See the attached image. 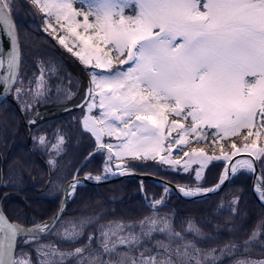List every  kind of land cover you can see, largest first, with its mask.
I'll return each mask as SVG.
<instances>
[{
    "label": "snow or ice",
    "instance_id": "snow-or-ice-1",
    "mask_svg": "<svg viewBox=\"0 0 264 264\" xmlns=\"http://www.w3.org/2000/svg\"><path fill=\"white\" fill-rule=\"evenodd\" d=\"M29 2L45 13L44 31L88 69L87 108L91 111L96 107L99 112L81 120L83 131L95 141V152L89 153L86 160L97 153L106 154L107 159L101 174L86 173L84 180L99 183L109 176L135 174L132 162L152 160L170 168L182 164L184 172L197 165L194 173L199 181L210 161L230 162L240 152L251 154L252 158L238 159L230 167L226 163L214 187L176 186L183 196L197 197L219 191L238 172L254 174L257 164L264 168V147L258 148L256 139L240 148L232 143L230 154L224 153L221 145L219 156L208 155L202 148L184 151L189 137L199 142L207 129L214 130L213 144L237 136L241 129L247 130L244 141L253 135L260 137L261 132L254 134L253 129L264 128V0H76L84 6L80 9L73 6L74 0ZM13 6L14 0H0V26L11 42L6 51L0 40V84L5 93H12L13 86L19 85L15 87V98L21 102V111L30 113L35 101L42 100L48 91L44 62H40V76L25 83L21 72L22 39L12 16ZM50 18H54L55 25ZM59 30L65 35L57 36ZM69 36L73 46H69ZM74 47L78 50L74 51ZM73 95L67 93V99ZM23 97H31L33 102ZM40 115L36 112L28 123L37 124ZM170 115L177 119L170 121ZM173 132L178 135L173 136ZM105 136L114 137L118 143L111 139L104 142ZM54 138L56 143L51 148L59 155L65 137L57 130ZM34 139L41 147H48L46 135ZM173 145L188 159H173ZM162 152L169 154L161 155ZM126 158L127 164L123 163ZM115 160L121 163L113 164ZM48 163L56 167L54 159ZM78 174L79 169L64 189L65 200L61 201L59 213L49 221H33L32 227L10 222L0 204V264H33L29 253L21 251L17 257L18 238L23 245H37L33 249L36 264H218L241 247L231 242L219 253L216 248L203 249L196 239L188 238L187 234L200 240L206 236L194 222L188 221L185 233H181L168 216L155 213L138 222L100 224L98 235L89 232L87 243L71 250L55 243L39 244L42 234H51L62 217L66 200L83 182ZM3 186L17 185L6 182ZM255 191L264 201V183L257 184ZM170 193L171 188L165 184L161 198L151 200L149 206L155 210L165 205ZM238 200L232 201L233 213ZM98 219L69 222L70 226L58 229L56 235L64 242H77L84 236V229L94 227ZM156 233L164 234L167 241L155 240L148 247ZM262 234L264 221L243 241L246 253L253 245L264 247ZM236 264H264V259L249 256Z\"/></svg>",
    "mask_w": 264,
    "mask_h": 264
},
{
    "label": "trees",
    "instance_id": "trees-1",
    "mask_svg": "<svg viewBox=\"0 0 264 264\" xmlns=\"http://www.w3.org/2000/svg\"><path fill=\"white\" fill-rule=\"evenodd\" d=\"M27 2L30 4L29 0H27ZM14 3H20L24 6L25 1L14 0ZM33 8L39 15L38 21L35 17H30V13L26 8L16 9L13 7L12 11L17 24L18 32L22 39L23 57V50L25 49L26 44L31 50H51L54 57H56L53 58L52 62L56 63L57 60L58 63H64L72 67L68 63L67 59H65V56H69L74 59L76 63L82 65L72 53L67 51V49L56 45V41L53 36L44 31L45 25L43 23V17H45V13H41L35 7ZM45 38L49 41L46 42ZM64 54L65 56H63ZM23 64L24 63H22V66ZM57 67L60 66L57 65ZM50 71L51 73L49 76H53L52 74L54 73V69ZM46 72L49 73L48 69ZM61 90L62 89L58 92L54 89L52 96L57 99V101H61L60 105L63 104V95L65 94V92L63 94ZM13 97H15L14 91ZM14 99L16 103L11 100H6L0 104V129H3L4 131V133L0 135V198L6 191H11L2 202L3 209L12 220L24 225H32L33 221L43 222L57 211L62 196V186L64 187L65 183L69 180V176L66 175L60 182H57V187L60 188L57 191V194L47 195L45 193L48 189L52 188V183L55 180L54 177L60 174V169L62 167L60 166V163L56 161L55 168L50 166L51 178L49 185H47L44 189H40L46 184L48 178V168L45 161H49L50 158H52V152L50 148L46 151V148L48 149V147H41L38 141L35 142L36 140L34 137L43 133L53 139V135L57 133V130L60 132L63 129H66V134L72 141V144L68 149V162H76L77 160V163H74L75 166L72 167L71 171H73V169L75 170L81 161L86 157L88 152L92 151L95 147V141L90 134L83 131L82 126L80 127V115L70 117L69 112L64 114L66 117L65 119L59 120V117H61L60 115H54V118L51 117L47 126L40 129L37 134L34 133L36 128H33L31 137L35 148L30 146L29 141L31 138L29 139L28 130L26 129V126H24V118L20 110V102L17 101L16 98ZM48 99L49 96L39 100L40 102L38 104L43 105L49 101L52 102V100L48 101ZM24 116H27L26 113ZM75 117H77L78 120L75 119ZM62 120H65L66 122ZM213 131V129H207L205 131L204 138L199 140V142H197V140L192 141V139H190L189 144L184 146V151H188L190 149V144H193L197 147H202L204 151L206 150L214 154L221 151L222 145V150H226L231 153L233 151L231 148L232 143H235L236 145L241 143L242 145L244 143L250 144V141L253 139H256L257 146L260 148L264 147V128L253 129L254 134L256 131L261 132L259 138H256L255 135H253L252 137H249L247 141H244L243 137L247 134V130L244 129V131L237 136L230 138L226 137L224 140H217L215 144H213V137L211 134ZM78 136H82L83 139ZM66 151H64L62 155H58L59 158H61V162H64L63 159L66 155ZM171 155L173 158H177V156L182 157L183 152L178 153L177 148H175L173 149ZM102 161L103 158L100 153H97L81 167V170H87L94 174H98L102 168ZM152 163L153 161L144 162V164L133 163V169H137L140 172H151L156 175L166 177L168 180L179 184H190V181H194L196 179L194 178V170H190L185 173L183 170L180 171L177 168L170 169L167 166L166 170L161 168L156 169L152 166ZM157 164L159 165V163ZM224 164L225 161L222 159L218 161H210L209 165L204 170V176L200 179V182L203 184L216 183V181L220 178ZM13 168H16L20 172L19 175L17 174L18 181L14 182L7 178ZM259 168L264 183V168H261L260 165ZM252 177V174H247L243 171L238 172L235 176H232L228 180L220 191L199 200L183 198L175 191L171 190V193L165 198V205L158 207L160 209L157 208V210L162 209V212L166 213V215L171 219L175 230L181 233H185L188 221L194 222L207 237L208 234H210L211 238H209V241L212 242L209 243V245L214 244V242L220 245L227 242H235L236 244L241 245L237 252L231 256H226L222 261H219L218 264L232 263L233 259L244 255L264 257V247L253 245L250 248V252L246 253L242 246L243 241L247 240L257 226L264 221V204L259 202L253 193ZM189 178H194V180ZM6 182L8 184L15 183L17 186H3ZM151 190H154V195L161 197L163 193V186L150 180H144L143 190H141V183L139 180L125 178L99 185L93 183L80 185L77 187L75 195L71 198V203L62 215L61 219L68 214H80L83 216V214L85 212H89L90 209L91 213H89V215L92 218H99L98 221L95 222V226L99 221H105L108 223L109 221H112L111 219H115V217L120 218L125 222H138L145 217L153 216V213L156 212V210H153L149 206V203H147V201L150 200ZM233 197L239 198L238 203L234 205L236 208L235 213L231 211V205L234 199ZM221 199L225 206L221 207V204H218ZM95 209H97L100 213H95L97 212ZM89 215H86L85 217L89 218ZM184 217L188 218L187 222L183 221ZM59 221H57L55 227L51 230V234L46 233L42 235V238L38 242L39 244L53 239L50 235L56 233V227ZM204 224H206V226H204ZM95 226L85 228V233L89 230L97 233V229H94ZM136 231L139 232L138 227ZM86 235L87 234H85V237L87 238ZM187 235L189 239H196L200 243L202 242L199 238H195L191 234ZM164 238L167 240V237L164 234L156 233L154 234L153 241L149 242L147 246L152 247L155 240ZM260 238L264 239V234H262ZM19 240L16 251L18 252L23 249L26 253L31 255L33 264H36L35 261L37 260V255L33 249L37 245H23L19 243ZM82 242H84V240H79L77 241V244ZM68 244L69 243L67 242L61 243L63 248L69 249L71 246L68 247ZM95 246L96 241L93 240V247Z\"/></svg>",
    "mask_w": 264,
    "mask_h": 264
},
{
    "label": "rangeland",
    "instance_id": "rangeland-1",
    "mask_svg": "<svg viewBox=\"0 0 264 264\" xmlns=\"http://www.w3.org/2000/svg\"><path fill=\"white\" fill-rule=\"evenodd\" d=\"M23 1H25V4H24V6H23V4H20V3H17V4H15L14 3V6L13 7H15L16 9H22V8H26V9H28V12L30 13V17H32V18H34L35 17V19H37V21H38V17H39V15L37 14V12L35 11V9L32 7V6H30V4L27 2V0H23ZM73 6L76 8V9H80V8H82V7H84L83 5H81L80 3H78V2H76V0H74V3H73ZM126 14H130V13H126ZM43 18H45V17H43ZM41 19V18H40ZM78 19H80V20H82L83 19V17L82 16H80V17H78ZM90 20L92 19V17H90L89 18ZM50 22L51 23H53L54 25H55V21H54V18H50ZM58 27V26H57ZM78 31H82V29H78ZM60 35H65V32L63 31V30H59L58 32H57V36H60ZM45 41L47 42V41H49V40H47V38H45ZM55 43H56V45H59V46H62V45H60L59 43H58V41L55 39ZM68 42H69V46H73V38L72 37H68ZM25 44V43H24ZM75 50H78V47H74V51ZM37 52V53H36ZM23 53H24V57H23V59H24V61H23V66H22V75H23V78H24V80H25V83H27V81L28 80H35V78L36 77H39L40 76V67H41V64H40V62L41 61H43L44 63H43V67H44V69H45V76H44V79H45V81H46V85H45V87L48 89V91L45 93V96L43 97V98H47L48 96H49V99H48V101L49 100H52V102H53V100H55V98H53L52 96H53V90L54 89H56V91H58V90H60V89H62L61 90V92L64 94V92H65V94L63 95V105L61 104V106H62V108H65L66 107V110L65 111H63V109L61 108L60 110H58V108H57V106L58 105H60V103L59 104H53V103H50L51 104V106H49V108H47L48 106H45V107H43V108H38V107H36L37 106V104L40 102L39 100H37V101H35V108L32 110V112H30L31 113V115L36 111V110H38V112L39 113H41V116H40V122L41 123H39L36 127H34V128H36V130H34V133H36L37 134V132L40 130V129H42V128H44L45 126H47V124L49 123V119L51 118V117H53L54 118V115H60L61 117H59V120H61V119H65L66 117L64 116V114H66V113H69V116L71 117V116H78V115H80V117H81V120H82V118L84 117V116H89V117H91V116H96V115H98V113H97V111H96V107H93L92 109H91V111H89L88 110V108H87V103H88V101L86 100L84 103H83V105H81L80 107H74V108H71V107H69V105H72V104H78L79 102H80V100H82V98L84 97V92L83 91H85V88H86V79H87V77L89 76V74H88V69L87 68H85V66L84 65H79L78 63H76L75 62V60L74 59H72V58H70L69 56H65V54L63 55V56H65V59H67V61H68V63L72 66V67H70V66H68L67 64H64V63H58V61L56 60V63L55 62H52V60H53V58H56V57H54V54H53V52L51 51V50H49V49H47V50H45V49H41V50H31L30 49V47L29 46H27L26 44H25V49L23 50ZM112 55L113 56H115V52L113 51V53H112ZM52 58V59H51ZM55 60V59H54ZM57 65L58 66H60V67H57ZM90 67V66H89ZM48 69V71H49V73L48 72H46V70ZM52 69H54V73L52 74L53 76H49L50 75V73H51V71L50 70H52ZM24 74H26V75H24ZM70 74V75H69ZM19 85H16V87H18ZM32 87L33 88H35V83H33V85H32ZM15 91V90H14ZM59 92V91H58ZM67 93H73L74 95L72 96V98L69 100V99H67ZM50 97H52V98H50ZM23 100H25V101H27V102H29V103H32L33 101H32V98L31 97H23L22 98ZM48 103V102H47ZM58 103V102H57ZM20 104V108H21V102L19 103ZM49 105V104H48ZM69 107V108H68ZM71 109H73V110H71ZM21 110V109H20ZM46 110H49V111H46ZM95 111H96V113H95ZM22 112V111H21ZM59 112V113H58ZM26 113V115L27 116H25L26 118H28V115L30 114V113H27V112H24V114ZM30 115V116H31ZM63 116V117H62ZM75 119H77V117H75ZM172 119H177V117H175V116H172V115H170L169 116V120L171 121ZM78 120V119H77ZM80 119H79V122L81 121ZM62 121H65V120H62ZM66 122V121H65ZM183 123H185V125H187L188 123H190V121H182ZM24 125H25V123H24ZM79 125V124H78ZM82 126V124H81V122H80V127ZM166 131H167V129H166ZM244 131V129H241V132H243ZM66 129H63L62 131H60L59 132V134L60 135H63L64 137H65V143L62 145V148H63V151H61L60 152V154L59 155H62L63 153H64V151H66V155H65V157H64V159H63V161L64 162H61V158H59V156L57 155V153H56V151H54V150H52V148H51V145L52 144H55L56 143V140L53 138H50L49 136H47V138H48V149L46 148V151L47 150H49V148H50V150H51V156H52V158H50V159H54L55 161H57V162H59L60 163V166L62 167L61 169H60V174L58 175V176H55L54 177V181H53V186H52V188L51 189H48V191L47 192H45L47 195H53V194H57V191L60 189V188H58L57 186V182H60L63 178H64V176H66V175H68L69 177V179L73 176V174H74V171L76 170H74L73 169V171H71L72 170V167L73 166H75L74 165V163L76 164L77 163V160H76V162L75 161H72V162H68L69 161V148H70V146H71V144H72V141H71V139H69V137L67 136V134H66ZM240 132V133H241ZM4 133V131H3V129H0V135H2ZM239 133V134H240ZM57 134V133H56ZM55 134V135H56ZM40 135H45V134H43V133H40ZM55 135H53V137H55ZM176 135H178V132H173V136H176ZM77 136V135H76ZM91 136V135H90ZM78 137H80V138H82L83 139V137L82 136H78ZM109 139H111V141L115 144V143H118V141H116L115 140V138L113 137V138H107L106 140H107V142H109ZM190 139H192V141L193 140H196V139H194L193 137H189V140ZM35 142H37V141H35ZM50 142V143H49ZM252 143V141H250V144ZM166 144H167V142H166ZM187 146V145H186ZM193 147H195V148H200V147H197V146H195V145H193V144H190V149L188 150V152H190L191 151V148H193ZM240 147H242V143L241 144H239V145H237V148H240ZM258 148H260L259 146H257ZM175 148H177V146L176 145H173L172 146V152H173V149H175ZM202 148V147H201ZM203 149V148H202ZM212 149H214V148H212ZM224 153H226V154H230V152L229 151H226V150H222ZM171 152V153H172ZM89 153V152H88ZM205 153H207L208 155H215V156H219V155H221V151L220 152H218V153H212V152H208V151H206L205 150ZM169 153H167V152H162L161 153V155H168ZM172 156V155H171ZM172 158H173V156H172ZM173 159H188L187 157H184V156H182V157H180V156H177V158H173ZM150 161H152V160H149V161H147V162H150ZM116 162H117V164L118 163H121V161H119V160H116ZM129 161H128V159L126 158L124 161H123V163H125V164H127ZM132 163H138V164H144V162H141V161H134V162H132ZM226 163V162H225ZM152 166H154L156 169H159V168H161V169H165L166 170V165H163V164H157V162L156 161H153V163H152ZM168 167V166H167ZM182 167H183V165L181 164V165H179V166H176V168L177 169H179L180 171H182ZM197 167V165H192L191 166V168H190V170H194L195 168ZM224 167V166H223ZM168 168H170V167H168ZM176 168H173V169H176ZM170 169H172V168H170ZM169 169V170H170ZM101 170H102V168H101ZM137 170V169H136ZM179 170H177V171H179ZM189 170V171H190ZM205 170V169H204ZM204 170L202 171V173H201V178L204 176ZM223 170V169H222ZM138 171V170H137ZM173 171H175V170H173ZM188 171V172H189ZM101 172V171H100ZM184 172V171H183ZM186 173V172H185ZM17 174L19 175L20 174V172L16 169V168H13V170L12 171H10V173L8 174V176H7V178L10 180V181H12V182H14V181H18V177H17ZM194 178H195V173H194ZM194 178L192 179V178H189V179H191V180H194ZM114 181V180H113ZM201 180H199V181H197L196 179L194 180V181H190L191 183L190 184H187V183H184V184H182L183 186L185 185V187H187V188H196V187H209V186H211V185H213V184H215V183H213V184H211V183H209V184H203L202 182H200ZM109 182H111V181H109ZM50 183V182H49ZM105 183H107V182H105ZM49 185V184H48ZM64 185V184H63ZM62 188H63V186H62ZM152 188V187H151ZM153 189V188H152ZM163 191V190H162ZM155 193H154V190H151V192H150V200H153V199H159V198H161L160 196H156V195H154ZM163 194V193H162ZM162 196V195H161ZM233 198H237V197H233ZM192 200H199V199H192ZM98 202H100V201H98ZM71 203V202H70ZM224 202L222 201V199L220 200V202L218 203V204H221L220 206L222 207V206H225V204H223ZM100 204H102V203H100ZM70 205V204H69ZM232 207H233V204L231 205ZM69 207V206H68ZM158 209H160V208H158ZM96 211H97V209H95ZM156 210V212H155V214L157 215V216H167L166 215V213H164V212H162V209L161 210H157V209H155ZM89 213H91V210L89 209V212H85L84 214H83V216L82 215H78V214H73V215H66L63 219H61L60 221H59V223H58V225H57V227H56V232H57V230L59 229L60 231H62L63 230V227H69L70 226V224H69V222H78V221H80V220H82V219H87L88 217H85L86 215H89ZM95 213H100L99 211H97V212H95ZM154 214V213H153ZM89 218H92L90 215H89ZM112 221H119V220H121L120 218H117V217H115V219H111ZM187 220H188V218H185L184 217V219H183V221H186L187 222ZM97 225V227L95 226V228L94 229H97L96 230V232H97V234H99V225L100 224H107L105 221H99L98 223H96ZM204 226H206V224H204ZM89 232H91V230H89V231H87L86 233H85V229H84V236H82L81 238H80V241L81 240H84V242H82V243H78L77 244V242H72V243H69L67 246L69 247V246H71L69 249L68 248H63L62 247V245H61V243H64V241L61 239V237H59V236H57L56 235V233H53L52 235H50L53 239L52 240H48V241H44V242H42L41 244H48V243H55V244H57V246H59L61 249H67V250H71L72 248H75V247H80V246H82L83 244H85V243H87V238L85 237V234H87L88 235V233ZM86 235V236H87ZM157 240H162V241H167V240H165V238L164 239H157ZM210 239L207 237V236H205V238L203 239V240H201L202 242L200 243L198 240H196L197 241V243H198V246L199 247H201V248H203V249H211V248H216L217 249V252L219 253V249L220 248H222L225 244H228L229 242H227V243H223V244H217V243H215L214 242V244H212V245H209V243H211L212 241H209ZM58 242V243H57ZM82 244V245H81ZM208 246H210V247H208ZM148 247H150V246H148ZM21 251H23V252H26V251H24L23 249L22 250H20V251H16V255H17V257L19 258V256H20V253H21ZM249 256H250V258L251 259H256V260H259V259H264V257H254V256H251V255H244V256H241V257H237V258H235V259H233V262L232 263H228V264H236V261H238V260H241V259H246V258H249Z\"/></svg>",
    "mask_w": 264,
    "mask_h": 264
},
{
    "label": "water",
    "instance_id": "water-1",
    "mask_svg": "<svg viewBox=\"0 0 264 264\" xmlns=\"http://www.w3.org/2000/svg\"><path fill=\"white\" fill-rule=\"evenodd\" d=\"M12 16H13V14H12ZM13 18H14V17H13ZM14 20H15V19H14ZM15 22H16V21H15ZM17 29H18V28H17ZM0 40L3 41V44H4V47H5V50H6V51H7V50H10V48H11V42H10L9 38L7 37L6 33H4L2 26H0ZM86 82L88 83V80H87ZM14 86H15V85H14ZM14 86H13V89H14ZM86 86H87V85H86ZM6 100H11V101H13L14 103H16L15 99L13 98V92H12V93H5V92H4V85H3V84H0V104L3 103V102H5ZM86 100H87V99H86V88H85V91H84V97L82 98V100H80V102H79L77 105H82ZM62 105H63V104H62ZM77 105H76V104H72V105H69V107L74 108V107H77ZM69 107H68V108H69ZM57 108H58V110H60V109L62 108V106H61V105H58ZM62 109H63V111H65V110H66V107H65V108H62ZM46 111H49V110H46ZM36 112H38V110H36V111H35V112H34V113H33L28 119L25 118L24 115H23L25 126H26L27 129H28L29 139H30V134H31V126H32L33 124L28 123V121L31 120V119H34V118H35V113H36ZM58 113H59V112H58ZM40 116H41V115H40ZM39 120H40V119H39ZM39 120H38V121H39ZM93 152H95V149L92 150V151H90L89 153H93ZM89 153L86 155V157H88ZM86 157H85V158L81 161V163L78 165V167H77L76 170L74 171L73 176L77 174V169H79V171H80L81 167H82V166L88 161V160H86ZM250 158H252L250 153L240 152V153H238L236 156H232V157H231V161H230V162H226V163H228V166L230 167L231 164L234 163V162H235L236 160H238V159H250ZM45 163H46V166H47V168H48V178H47L46 184H45L42 188H40V189H44V188H46L47 185L49 184V182H50V178H51V168H50V165H49L48 161H45ZM226 163H225V164H226ZM225 164H224V167H223V170H222L221 174L224 172ZM114 170H115V169H114ZM133 170H134V173H135V174H125V175L117 174V175H115V176H109V178H108L106 181H102V182H99V183L96 182V181H92V180H84V179H83L84 175H79V178L83 181L80 185H85V184H87V183L102 184V183H105V182H109V181H113V180H117V179H124V178H125V179L139 180L140 183H141V182H144V180H150V181L155 182V183H157V184H160V185H162V186H164L165 184H167V185L171 188V190L175 191L177 194H179V195L182 196L183 198L190 199V200H192V199H203V198L208 197V196H210V195L213 194V193H209V194H207L206 196L185 197V196H183V194H182V193L178 190V188L176 187L177 185H179V186H181V187H185V186H183L182 184H179V183H176V182H172V181L168 180L167 178H164V177H162V176L156 175V174L151 173V172H140V171H137V170H135V169H133ZM252 175H253V177H252V189H253V193H254L255 197L259 200V202H261L262 204H264V201H261V200L259 199V196H258L257 192L255 191V187L257 186V184L263 183V177H262L261 172H260L259 164H257V172L254 173V174H252ZM73 176H72V177H71V178L65 183V186H64V188H63L62 196H61L60 203H59V207H58L57 211H56V212H55L50 218H48V219L45 220V221H49V220H51L54 216H56V215L59 213L60 208H61V201H64V200H65L64 189L67 187L68 183H70V182L72 181ZM220 176H221V175H220ZM218 182H219V179H218V181H217L215 184H213V185H211V186H209V187H214ZM227 182H228V180H226V181L223 183V185L221 186L220 190L225 186V184H226ZM185 188H187V187H185ZM206 188H208V187H206ZM220 190H219V191H220ZM10 192H11V191H6L5 193H8V194H9ZM217 192H218V191H217ZM214 193H215V192H214ZM4 198H5V196H4V194H3V195L1 196V198H0V204H2ZM70 202H71V198L66 200L63 214H64V212L66 211V209L68 208ZM149 202H150V201L148 200L147 203H149ZM2 207H3V206H2ZM3 211L5 212L4 209H3ZM5 214H6V216L8 217V219L10 220V222L19 223V222H17V221L12 220V219L7 215L6 212H5ZM63 214H62V215H63ZM45 221H43V222H45ZM56 223H57V222H56ZM23 225H24V224H23ZM32 225H33V224H32ZM32 225H24V226H25V227H32ZM42 235H43V234H42ZM18 240H19V238H18ZM17 245H18V244H17Z\"/></svg>",
    "mask_w": 264,
    "mask_h": 264
},
{
    "label": "flooded vegetation",
    "instance_id": "flooded-vegetation-1",
    "mask_svg": "<svg viewBox=\"0 0 264 264\" xmlns=\"http://www.w3.org/2000/svg\"><path fill=\"white\" fill-rule=\"evenodd\" d=\"M58 102V103H57ZM64 102V101H63ZM62 102V103H63ZM50 103H53L54 105L55 104H59V103H61V101L59 102V101H57V99H55V100H53V102H51V101H49L48 103H45V104H43V105H39V104H37V106L36 107H38V108H43V107H45V106H51V104ZM49 104V105H48ZM43 106V107H42ZM96 111H97V113L99 112V109L97 108L96 109ZM22 115H25L24 114V112H22ZM31 115V113L28 115V116H30ZM40 123V121L37 123V124H39ZM37 124H35L36 126H37ZM35 125H32L31 126V133H32V130H33V128L34 127H36ZM27 128V127H26ZM28 130V129H27ZM30 141H29V144H30V146H32V147H34L35 148V146L33 145V143H32V137H31V134H30ZM108 137L107 136H105L103 139H104V142H106L107 143V139ZM100 155H101V157L103 158V161H102V168H103V166H104V161L107 159V155L106 154H103V153H100ZM113 164H117V162L116 161H113ZM82 169V168H81ZM80 169V171H79V174L78 175H85L86 173H92L91 171H87V170H81ZM83 173V174H82ZM93 175H99V174H101V172L100 173H98V174H94V173H92ZM90 184V183H89ZM103 184V183H102ZM96 185H99V184H96ZM80 186V185H79ZM78 186V187H79ZM62 192H63V188H62Z\"/></svg>",
    "mask_w": 264,
    "mask_h": 264
},
{
    "label": "bare ground",
    "instance_id": "bare-ground-1",
    "mask_svg": "<svg viewBox=\"0 0 264 264\" xmlns=\"http://www.w3.org/2000/svg\"><path fill=\"white\" fill-rule=\"evenodd\" d=\"M28 30H29V29H28ZM14 98H15V97H14ZM43 109H44V108H43ZM74 109H75V108H74ZM71 110H73V109H71ZM41 113H42V112H41ZM41 113H40V114H41ZM28 117H29V116H28ZM24 126H25V125H24ZM26 129H27V128H26ZM94 148H95V147H94ZM94 148H93V149H94ZM93 149H92V150H93ZM82 174H83V173H82ZM165 178H166V177H165ZM132 180H133V179H132ZM216 182H217V181H216ZM184 186H185V185H184ZM34 252H35V251H34ZM35 256H36V255H35ZM34 261H35V260H34ZM35 262H36V261H35Z\"/></svg>",
    "mask_w": 264,
    "mask_h": 264
}]
</instances>
